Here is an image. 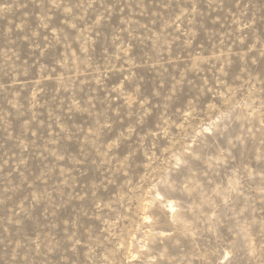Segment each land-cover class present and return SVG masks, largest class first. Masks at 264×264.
<instances>
[{"label":"rangeland","instance_id":"rangeland-1","mask_svg":"<svg viewBox=\"0 0 264 264\" xmlns=\"http://www.w3.org/2000/svg\"><path fill=\"white\" fill-rule=\"evenodd\" d=\"M47 2L0 0V262L215 264L264 238L247 0Z\"/></svg>","mask_w":264,"mask_h":264},{"label":"clouds","instance_id":"clouds-1","mask_svg":"<svg viewBox=\"0 0 264 264\" xmlns=\"http://www.w3.org/2000/svg\"><path fill=\"white\" fill-rule=\"evenodd\" d=\"M237 3L239 4V0ZM43 7L54 10L63 9L64 5L57 3L56 0H48ZM65 14L69 17L73 15L70 9H65ZM45 19H48L46 14ZM258 20H264V0H247L240 12V23L244 25L245 29L250 30L255 27ZM211 115H215V113ZM211 115L208 116V119H211ZM11 264H18V262L12 261ZM215 264H264V238L255 241L244 238L238 247L231 243L223 245L216 253Z\"/></svg>","mask_w":264,"mask_h":264}]
</instances>
